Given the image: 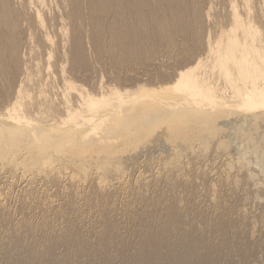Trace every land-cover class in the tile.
Returning <instances> with one entry per match:
<instances>
[{
    "label": "bare ground",
    "instance_id": "1",
    "mask_svg": "<svg viewBox=\"0 0 264 264\" xmlns=\"http://www.w3.org/2000/svg\"><path fill=\"white\" fill-rule=\"evenodd\" d=\"M0 264H264V0H0Z\"/></svg>",
    "mask_w": 264,
    "mask_h": 264
}]
</instances>
